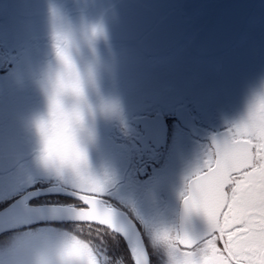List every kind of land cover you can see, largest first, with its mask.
Segmentation results:
<instances>
[{
  "label": "flooded vegetation",
  "instance_id": "flooded-vegetation-1",
  "mask_svg": "<svg viewBox=\"0 0 264 264\" xmlns=\"http://www.w3.org/2000/svg\"><path fill=\"white\" fill-rule=\"evenodd\" d=\"M52 7L73 22L106 24L100 90L119 97L123 115L97 121L90 168L104 182V203L137 227L149 263L167 264L156 228L182 227L196 239L207 231L196 212L186 229L181 193L264 78V0H0V210L21 198L80 206L72 178L38 164L29 124L44 107L35 77L48 57ZM49 224L59 233L76 227ZM97 239L103 264H134L116 233L105 228Z\"/></svg>",
  "mask_w": 264,
  "mask_h": 264
},
{
  "label": "clouds",
  "instance_id": "clouds-1",
  "mask_svg": "<svg viewBox=\"0 0 264 264\" xmlns=\"http://www.w3.org/2000/svg\"><path fill=\"white\" fill-rule=\"evenodd\" d=\"M107 36L103 19L73 22L51 8L48 57L35 77L44 107L31 115L29 124L36 136L38 164L72 179L99 178L89 162L97 121L119 120L123 115L119 97L100 90L106 64L99 42ZM236 122L264 124V78L247 92L232 124ZM85 202L87 207L77 208L74 230H64L38 250L0 256V264H66L68 258L72 264H103L96 238L105 228L116 229L113 209L99 203L96 196H87ZM185 232L174 225L156 228L154 238L167 264H181L184 259L181 236Z\"/></svg>",
  "mask_w": 264,
  "mask_h": 264
},
{
  "label": "snow or ice",
  "instance_id": "snow-or-ice-1",
  "mask_svg": "<svg viewBox=\"0 0 264 264\" xmlns=\"http://www.w3.org/2000/svg\"><path fill=\"white\" fill-rule=\"evenodd\" d=\"M72 180L80 201V206L73 207L75 220L77 208L87 207V196H96L107 206L99 178ZM181 195L185 215L201 213L208 225L199 239L182 234L181 264H264V124L236 122L213 136ZM53 239L40 238L25 250H38ZM66 264H72L71 258ZM136 264H147L146 256L137 255Z\"/></svg>",
  "mask_w": 264,
  "mask_h": 264
},
{
  "label": "water",
  "instance_id": "water-1",
  "mask_svg": "<svg viewBox=\"0 0 264 264\" xmlns=\"http://www.w3.org/2000/svg\"><path fill=\"white\" fill-rule=\"evenodd\" d=\"M49 191L51 190H45L43 193ZM113 213L116 230L111 231L124 240L133 263L136 264L137 255H145L147 264H150L143 239L133 221L123 212L113 210ZM183 213L182 222L186 229H190V223L193 220L191 214L185 215L184 209ZM43 223H76L73 208L46 205L32 206L25 203L24 198H21L0 210V234Z\"/></svg>",
  "mask_w": 264,
  "mask_h": 264
},
{
  "label": "rangeland",
  "instance_id": "rangeland-1",
  "mask_svg": "<svg viewBox=\"0 0 264 264\" xmlns=\"http://www.w3.org/2000/svg\"><path fill=\"white\" fill-rule=\"evenodd\" d=\"M56 228L57 226L54 224L44 223L5 233L4 235L0 236V252L4 253L3 256H12L19 250L26 249L28 245L40 238L47 236L56 237L58 234H60L57 232L58 229ZM96 241H98L97 238ZM97 246L100 247L101 245H98L97 243ZM102 253L103 251L100 253V255H103Z\"/></svg>",
  "mask_w": 264,
  "mask_h": 264
},
{
  "label": "trees",
  "instance_id": "trees-1",
  "mask_svg": "<svg viewBox=\"0 0 264 264\" xmlns=\"http://www.w3.org/2000/svg\"><path fill=\"white\" fill-rule=\"evenodd\" d=\"M107 244H108V246L106 247L105 252L107 254V259L111 260L112 259V253H111L110 247L113 248V245H112V242H110V240H108ZM117 250L119 251V247H116V251ZM119 253H121V252L119 251Z\"/></svg>",
  "mask_w": 264,
  "mask_h": 264
}]
</instances>
